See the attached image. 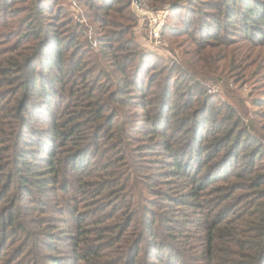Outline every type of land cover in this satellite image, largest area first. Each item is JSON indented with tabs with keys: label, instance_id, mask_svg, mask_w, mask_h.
I'll return each instance as SVG.
<instances>
[{
	"label": "trees",
	"instance_id": "1",
	"mask_svg": "<svg viewBox=\"0 0 264 264\" xmlns=\"http://www.w3.org/2000/svg\"><path fill=\"white\" fill-rule=\"evenodd\" d=\"M145 1L151 9L174 4L176 21L165 22L163 33L176 43L182 32L186 42L177 45H192L184 49L183 69L173 64L169 76L170 69L159 74L142 59L147 54L131 37L137 18L130 0H84L103 29L99 53L110 69L84 63L89 55L80 52L76 29L62 34V20L40 21L38 56L0 57V264H59L40 233L42 217L55 213L52 203L67 214L76 263L158 264L167 256L174 259L169 264H226L231 256L236 264H264V172L255 163L261 150L248 143V132L237 136L233 108L214 103L194 78L215 71L216 56L245 74L251 67V74L262 73L264 0H188L177 7L180 0ZM10 2L0 0L1 13L14 7ZM35 10L41 16L47 9ZM130 104L149 128L136 133L154 135L162 146L163 168L146 169L145 184L134 177L145 170L135 157L125 156L126 171L118 168L125 158L116 150L126 146L116 142L135 132L128 120L138 114ZM38 114L40 127L33 123ZM176 128L180 138L171 134ZM172 177L179 183H169ZM156 178L180 187L179 196L146 199ZM243 188L257 194L252 210L230 219Z\"/></svg>",
	"mask_w": 264,
	"mask_h": 264
},
{
	"label": "rangeland",
	"instance_id": "2",
	"mask_svg": "<svg viewBox=\"0 0 264 264\" xmlns=\"http://www.w3.org/2000/svg\"><path fill=\"white\" fill-rule=\"evenodd\" d=\"M182 1L183 0H180V3L176 4L175 7L185 5L188 0H185V2ZM35 2L36 4H42L47 9L41 16L36 14ZM130 2L129 10L137 18V24L132 29L131 37L138 47L146 52L147 56L142 57L144 62L146 63V61H149V64L157 68L159 74H165L166 71L170 69L167 73L168 76L174 73L171 70L173 64L179 65L183 69L180 64L184 66V58H188V56H184V49L192 47L190 43H187L184 46L177 45L179 42H181L180 44L186 42V39H184L185 35H181L182 32L179 33L180 36L176 39L175 43L168 39V35L162 31L161 42L157 45H151L147 39H145L144 31L141 29L142 16L145 15L144 9L151 8V6L145 0H130ZM10 3L14 7L10 9L9 12H0L1 58L8 57L13 61H17L21 60L24 56H29L30 58L38 56V51L36 49L38 30L41 28L43 22L46 23L47 20L51 19L53 22L62 20L60 23H57V26L59 32L64 35H67L71 29H76L78 36L77 44L82 47L80 52L87 51L86 55H89L85 56L84 63L94 60L95 64L104 69L111 68L107 61L109 57L103 58L99 53V39H101L103 29L99 23L94 22L91 13L84 5V0H11ZM167 4L168 13L165 22H175L176 15L171 11L174 4L166 3L165 5ZM58 12L60 13L59 15ZM50 16H52V18H50ZM172 17L173 19H170ZM178 28L180 27L178 26ZM223 36H226L224 38L227 39L233 37V41L238 40L234 33H225ZM130 57L131 60L137 58L135 56ZM223 57L224 56H216V60L213 64L215 71H207L196 77L190 74L187 75L199 79L201 85L207 90L214 103L229 105L233 108L240 124L237 136L240 135L243 130L248 132V143L252 144L256 149L260 148L261 150V153L255 162L256 164L258 163L256 170L264 172V66L262 67V73L259 75L251 74L254 67H251L250 71L245 74L242 70L230 67L228 60ZM88 66L91 67L92 64H88ZM163 68H165L164 72ZM37 71H39V66H37ZM97 72V70H94L93 74L96 75ZM114 75L115 73L111 72V76ZM178 77L179 75H177L175 79ZM172 84H174V81L171 82V85ZM176 84L177 83H175L174 87ZM59 102L60 99H54L51 103L52 107H56ZM127 109L134 114H138L137 117H132L128 120L129 124L131 123L135 128V132L132 133L129 138L123 139V137H120L116 143L120 144L123 140L126 147L125 149L120 150L121 147L118 148L119 146H117L118 149L116 151L120 156H124V158L126 155H130L135 157V160L138 159L140 161V165L145 168L144 173H138L137 176L134 177L140 183L145 184L148 174L146 169L157 174L156 172H159V170L163 168L164 159L163 155H160L162 150L161 141H159L154 135L142 137V135L136 133L139 132L140 129L149 128L146 127L143 119L138 117L141 115V112L138 111V109L131 104ZM38 115L36 116V119L33 120V123L35 124L34 126L36 127L45 124V121L41 118L42 116ZM174 132H176L177 138H180L183 134L182 131H178V128L174 129L171 134H174ZM140 146L143 147V149L142 152L138 153ZM144 148L146 151H143ZM150 150L156 153H151ZM128 162L129 157L121 160L118 168L121 171H126L124 170V163ZM233 162L232 165H234ZM129 174L127 178H130L131 175ZM175 181L179 183V179L176 177L168 179L169 183ZM162 184L163 178L154 179V181L147 186L152 192L151 195L144 193V197L146 199L152 198V200H158L157 197H160L161 193L171 195L172 198L179 196L178 189L180 187L176 185L165 187ZM253 192L254 191L251 188H243L238 191V196L235 201L232 200V204L239 206L240 210L231 215L232 211L229 213L228 218L235 219L250 209L252 202L256 200L255 198L257 196L256 194L252 197ZM52 206L55 209V213H49L42 217L47 220V223L43 226V229L40 230V233H47V236L45 237L47 246L46 252L51 255L55 254L60 256L61 259L59 264H82V261L76 263L73 253V245L70 242L71 238L67 236L70 232L67 229V225L63 223V219H67L65 210L63 213H60L62 210L61 206L55 205V203H52ZM175 208L176 207H172L171 209ZM182 208L179 210L182 211ZM243 229L246 230L247 228L244 226ZM243 241L249 242V239H243ZM165 257L168 258V260H171V262L174 260L167 256ZM168 260L166 263L159 261L158 264H169L170 261ZM237 261L231 256L225 257L226 264H236Z\"/></svg>",
	"mask_w": 264,
	"mask_h": 264
},
{
	"label": "built area",
	"instance_id": "3",
	"mask_svg": "<svg viewBox=\"0 0 264 264\" xmlns=\"http://www.w3.org/2000/svg\"><path fill=\"white\" fill-rule=\"evenodd\" d=\"M144 12L141 29L144 31L145 39L151 45H157L161 42L163 26L168 13V4L158 9L145 8Z\"/></svg>",
	"mask_w": 264,
	"mask_h": 264
},
{
	"label": "water",
	"instance_id": "4",
	"mask_svg": "<svg viewBox=\"0 0 264 264\" xmlns=\"http://www.w3.org/2000/svg\"><path fill=\"white\" fill-rule=\"evenodd\" d=\"M134 1H137V0H134Z\"/></svg>",
	"mask_w": 264,
	"mask_h": 264
}]
</instances>
